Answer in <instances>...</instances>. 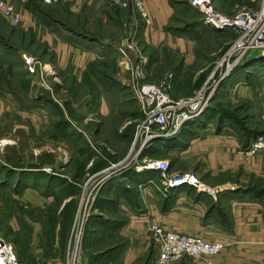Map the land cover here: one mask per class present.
<instances>
[{"label": "crops", "instance_id": "1", "mask_svg": "<svg viewBox=\"0 0 264 264\" xmlns=\"http://www.w3.org/2000/svg\"><path fill=\"white\" fill-rule=\"evenodd\" d=\"M6 1L19 8L22 21L16 26L0 11V113L18 114L19 128L38 135L37 148L45 143L38 155L47 146L55 160L86 142L66 121L68 111L59 102L77 94L71 86L79 89V98L82 91L87 96L92 67L100 68L102 76L110 77L103 71L107 68L119 77L123 66L140 64L154 82L174 71L172 93L184 97L207 80L208 68L234 38L231 31L203 25V16L188 0H147L150 25L134 17L132 10L112 7L108 0H70L56 6L37 0ZM193 16L200 17V23L195 24ZM28 57L39 61L41 72L27 70ZM261 59L258 53L250 55L238 73L224 81L212 106L179 137L153 145L156 151L149 158L169 160L172 171L195 169L204 190L183 186L175 190L176 199L167 200L159 189L158 172L136 169L101 188L94 206L99 213L86 238L94 241L86 250L98 246L90 264H153L155 225L224 244L211 264H264V151L250 157L243 154L247 139L254 136L248 133L264 131V67L257 64ZM31 101L38 104L30 108ZM97 105L96 115L106 117L108 98L99 96ZM44 132L54 134L40 141ZM72 172L55 178L63 180L68 197L73 196L71 187L82 181L81 174ZM179 264L201 263L186 259Z\"/></svg>", "mask_w": 264, "mask_h": 264}, {"label": "rangeland", "instance_id": "2", "mask_svg": "<svg viewBox=\"0 0 264 264\" xmlns=\"http://www.w3.org/2000/svg\"><path fill=\"white\" fill-rule=\"evenodd\" d=\"M218 1L220 2L218 9L229 15L235 12L238 5L256 6L260 3V0ZM184 11L188 12L187 7ZM132 14L140 18L138 13ZM192 18L195 24L200 23V17ZM125 44L128 46L127 41ZM121 48L124 49V47ZM257 64L258 68L264 67V59ZM213 66L208 68L206 79ZM124 69L127 68L123 67L119 77H114L111 69L103 68L104 73L110 75L106 77L105 74L102 76L99 72L100 68L95 66L90 69L87 79L85 90L87 96L85 97L82 91V97L79 98V89L71 86L70 89L77 91V94H71L66 103L59 102L68 111L66 121L73 130L82 133L86 139L81 147L78 145L73 147L72 153L67 149L64 159L55 160L53 154H48L47 146L38 155L45 144L42 143L37 148L38 135L31 130L19 128L21 117L18 114L0 113V233L4 238L15 243L20 264H46L54 258H62L66 261L71 232L74 227L77 229L82 221H84V258L90 264V258L95 257L94 249L98 246L92 245L91 249L86 250V245L94 242L93 238L87 240L86 238L92 218L99 212L94 208L96 198L89 204L84 203V182L93 174L113 165L117 166L130 156L132 157L136 151L135 149L130 154L134 136L130 137L129 133L135 134L138 122L129 124L128 121L138 116L141 118L139 115L141 111L134 98V88L129 83V79L124 78L128 74ZM238 71L237 68L232 75L234 76ZM172 73L173 84L174 71ZM231 76L228 79H231ZM101 95L106 96L109 101V114L106 117L96 115L99 110L97 101ZM133 101L136 104L135 107H133ZM68 103H70L69 106ZM37 104V101H31L28 105L31 108ZM60 118L62 120L64 117L60 116ZM124 124L127 126L121 132L119 126ZM262 125L264 128V123ZM108 126L111 127L107 130ZM52 134L41 133L39 140L46 142L47 136ZM57 162L59 164H56ZM70 169L81 174L79 180L82 181L79 187H71L73 196L68 197L66 194L68 190L61 186L63 180H55V178L67 176ZM132 170L131 168L124 173ZM58 198H61L60 204H57ZM65 200L68 201L67 203L72 201L66 213L63 211L67 204Z\"/></svg>", "mask_w": 264, "mask_h": 264}, {"label": "built area", "instance_id": "3", "mask_svg": "<svg viewBox=\"0 0 264 264\" xmlns=\"http://www.w3.org/2000/svg\"><path fill=\"white\" fill-rule=\"evenodd\" d=\"M37 1L43 6H56L70 0ZM108 1L112 7L138 13L147 25L151 24L146 8L147 0ZM218 2V0H188L190 6L203 16L206 27L215 31H231L234 34V38L215 62L208 79L191 95L176 97L172 93L173 73H168L160 82H154L147 79L140 64H133L128 69H124L128 72L124 78L129 79V83L134 88V98L143 115L136 124L133 149L130 154L135 149L136 151L132 157L117 166L113 165L91 175L83 185L84 203L89 204L94 201L107 182L131 168L137 171H157L161 180L159 189L165 194L183 186L194 187L198 191L204 190L205 186L195 169L172 171L169 160L153 159L145 154L156 141L179 137L188 124L209 107L224 81L238 67L244 65L250 55L258 53L264 59V0H260L259 5L256 6L238 5L235 12L230 15L218 9ZM0 11L14 25L18 26L21 23L22 13L15 4L0 0ZM123 51L125 52L124 49ZM25 64L30 73L41 72L39 61L35 57L26 58ZM2 69L3 62L0 59V72ZM262 122L264 123V116ZM260 151H264V133L255 137L243 154L250 157ZM150 182L154 184L153 181ZM79 224V227L77 229L74 227L71 232L66 261L62 258H54L46 264H88L83 255L84 221ZM151 235L156 248L153 264H179L186 259H195L201 264H211L212 259L225 248L222 243L206 241L200 236L181 233L160 225L151 228ZM0 264H20L15 243L4 238L2 233H0Z\"/></svg>", "mask_w": 264, "mask_h": 264}, {"label": "trees", "instance_id": "4", "mask_svg": "<svg viewBox=\"0 0 264 264\" xmlns=\"http://www.w3.org/2000/svg\"><path fill=\"white\" fill-rule=\"evenodd\" d=\"M237 2V1H240V2H242L243 0H234V2ZM219 3L220 2H218L217 4L219 5ZM218 5H217V7H218ZM220 10V9H219ZM222 11V10H221ZM223 12V11H222ZM202 24L203 25H205L204 24V22L202 21ZM202 24H200V26L201 27H203V25ZM208 28V27H207ZM210 29V28H209ZM215 31V30H214ZM226 49V47L224 48V50ZM224 51H222V53H223ZM221 53V54H222ZM94 67H92L91 69H93ZM1 73V72H0ZM213 100H214V98H213ZM213 100H212V102H211V104L209 105V107L207 108V109H209L211 106H212V103H213ZM206 109V110H207ZM141 115H142V113H141ZM142 117H143V115H142ZM264 133V131H261V132H250V133H248L249 135H252V134H254V136H252V138L254 139L255 137H257L258 135H260V134H263ZM252 139V140H253ZM247 145L246 146H249L250 145V143H251V139H250V136H249V138L247 139ZM154 151H156L155 150V148H154V146H152L147 152H146V154L145 155H147L148 157H149V155H151ZM96 171V170H95ZM192 188H194V187H192ZM196 189V188H195ZM71 195H73V193H70ZM176 197H177V195L175 194V190L174 189H172V190H170L168 193H167V197H166V199L167 200H170L171 198L172 199H176ZM59 199V201L57 202V204H60L61 203V198H58ZM74 203V202H73ZM70 204H72V201H70L69 203H67V204H65V206H64V208H63V211L66 213V212H68V209H69V207H70ZM75 205V204H74ZM95 206H96V203H95ZM11 241V240H10ZM13 242V241H12Z\"/></svg>", "mask_w": 264, "mask_h": 264}, {"label": "water", "instance_id": "5", "mask_svg": "<svg viewBox=\"0 0 264 264\" xmlns=\"http://www.w3.org/2000/svg\"><path fill=\"white\" fill-rule=\"evenodd\" d=\"M128 67H129V66H128ZM128 67H127V68H128Z\"/></svg>", "mask_w": 264, "mask_h": 264}]
</instances>
